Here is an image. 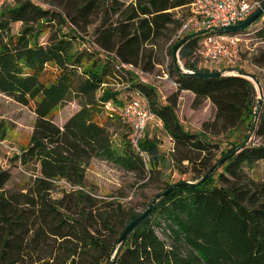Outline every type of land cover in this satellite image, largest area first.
I'll return each mask as SVG.
<instances>
[{
	"label": "trees",
	"instance_id": "obj_1",
	"mask_svg": "<svg viewBox=\"0 0 264 264\" xmlns=\"http://www.w3.org/2000/svg\"><path fill=\"white\" fill-rule=\"evenodd\" d=\"M78 1V21L86 26L99 1ZM108 1L119 20H102L94 41L77 32L76 15L32 0H10L0 10V92L35 114L28 143L12 154L31 176L16 189H6L11 176L0 170V264H264V179L256 181L246 172L264 161V78L252 74L263 90L259 104L254 85L245 78L194 75L216 72L202 69L194 59L202 36L182 44L178 63L173 51L189 36L173 43L168 79L178 93L193 94V108L205 99L215 107L203 131L190 134L177 119L175 100L162 103L136 72L152 71V47L180 27L183 20L174 10L194 0H135L122 11L118 0ZM45 34L47 41L41 44ZM256 34L264 44V20ZM254 62L264 66V51ZM119 74L124 91L111 86ZM140 96L171 139L175 164L191 165L199 160L194 153L204 154L199 164L205 172L190 182L178 181L186 184L156 201L116 248L125 226L141 213L126 214L120 202L100 201L86 186V170L97 159L138 180L158 174L163 157L159 138L149 133L153 127L134 147L130 128L118 114ZM73 100L78 109L59 127L54 111ZM207 132L226 133L227 138L213 143ZM249 134L257 143L245 144ZM221 144L225 148L214 162L211 149ZM221 160L220 171L202 181Z\"/></svg>",
	"mask_w": 264,
	"mask_h": 264
},
{
	"label": "rangeland",
	"instance_id": "obj_2",
	"mask_svg": "<svg viewBox=\"0 0 264 264\" xmlns=\"http://www.w3.org/2000/svg\"><path fill=\"white\" fill-rule=\"evenodd\" d=\"M32 1L46 9L54 10L65 15H76V20L81 27V29L77 27V32L87 41L95 40L97 37L96 30L99 28L102 20H105L107 24L115 23L119 20V12L111 10V3L108 0H98V8L90 16L89 24L86 26L82 21H78L79 17L76 14L77 7L82 1L77 0L75 4H73L72 1L70 4L65 0ZM118 1L122 3L120 6L121 11L124 10L127 5L135 2V0ZM259 1L261 2V0ZM9 2L10 0L6 1L8 4ZM174 13L177 18L184 20L189 14V8L176 9ZM263 20L264 15L258 23L252 24L244 32L240 31L237 33L244 41L240 46L239 59H237L229 69H243L246 73L256 74L264 78V66L254 62V58H257L264 51V44L256 34ZM16 28H18V25H15V29ZM178 29L179 27L176 31L168 34V38L166 34L156 42L155 46L152 47L153 60L155 62L152 71L144 72L138 68L137 71L139 74H137V78L138 81L153 86L162 103L175 100V114L184 127V130L190 134H197L203 131V124L205 122L213 120L215 107L208 99H205L201 105L197 108H193V94L188 91L178 93L174 83L168 79L166 73L167 64L170 60L168 50L173 43L179 40L175 38ZM47 38L48 36L45 34L39 38V42L45 44ZM178 52L179 51L176 52L177 57ZM112 55L113 54H110L109 56L111 57ZM194 59L200 61L195 55ZM124 70L130 69L124 68ZM124 83L125 79L119 74L118 79H113L111 86L117 90L124 91ZM77 109L78 104L76 100L67 103L63 107H59L53 113V122L59 127H62L65 121ZM34 120L35 114L29 107L18 103L0 92V170L8 171L11 176L9 182L6 184V189H16L21 181L31 176L32 171L22 168L19 163H15L12 160V154L19 152L21 147H24L28 143ZM150 125L153 128L149 130V133L151 136L155 135L159 138L160 154L163 157L162 165L158 168L157 175L147 177L144 180H138L133 173L125 172L112 164L97 159L92 160L86 170L87 188L91 190L100 201L120 202L126 214L132 211L136 213L145 211L150 201H152L157 194L161 193L167 184L177 183L178 181L190 182L193 176H199L205 172L199 164L204 154L199 156L198 153H194L193 158L199 160H194L191 165L186 161L182 162V165H176L171 150L172 141L161 129V124L154 120ZM207 135L213 143L219 139L227 138L226 133L212 134L207 132ZM248 143H257V138L249 134L245 144ZM223 148L225 147L221 144L211 149V154L214 157L212 161L215 162V160L220 157V152ZM185 151L186 149L182 150V152ZM219 171L220 168L215 167L213 173ZM246 172L256 181L264 179V161H259L253 170H247ZM154 230L162 240L169 242V239L165 237L160 228L154 227Z\"/></svg>",
	"mask_w": 264,
	"mask_h": 264
},
{
	"label": "built area",
	"instance_id": "obj_3",
	"mask_svg": "<svg viewBox=\"0 0 264 264\" xmlns=\"http://www.w3.org/2000/svg\"><path fill=\"white\" fill-rule=\"evenodd\" d=\"M6 1L0 0V10ZM260 7L259 0H194L187 7L189 14L182 21L175 38L182 39L203 30L239 25ZM243 41L240 36L232 33H210L201 38L194 55L200 59L199 63L204 70L229 71L239 59ZM118 114L130 128V142L136 147L147 127L155 120L147 99L140 96L131 100Z\"/></svg>",
	"mask_w": 264,
	"mask_h": 264
},
{
	"label": "water",
	"instance_id": "obj_4",
	"mask_svg": "<svg viewBox=\"0 0 264 264\" xmlns=\"http://www.w3.org/2000/svg\"><path fill=\"white\" fill-rule=\"evenodd\" d=\"M264 13V5L261 6L259 9H257L253 14H251L245 21H243L241 24L230 27V28H218L215 30H203L200 31L194 35L189 36L187 39H185L180 45H178L174 51H173V59L178 63V57L176 56V52L179 51L180 47L182 46V44H184L185 42H187L188 40H190L191 38L197 37V36H206L207 34L210 33H233V32H238L240 30H243L245 28H247L248 26H250L261 14ZM188 74H193L191 72H186ZM195 76L199 77V78H211V77H220V76H224V75H228V76H239L242 78L247 79L248 81H250L255 89L257 90V99H258V103L260 104L262 99H263V90H262V86L260 84V82L250 73H246V72H242L236 69H231L229 71H220V72H214V73H196L194 74ZM223 160H221L218 164H216L215 166L211 167L210 170L208 171V173L203 177L202 181L206 180V178L213 173L215 167H217L219 164L222 163ZM186 184V183H177V184H173L172 186H170L169 188H167L164 192H161L159 194H157L154 199L151 201V203L149 204V206L145 209V211H143L138 217H136L134 220H132L130 223H128L124 230L122 231L120 237L118 238L117 244H116V248H118L122 242L125 240L126 236L128 235V233L135 227L137 226V224L142 221L150 212V210L152 209V207L154 206L155 202L158 201L160 198L165 197L166 195H168L173 189L180 187L181 185ZM116 251L113 252V255L115 254Z\"/></svg>",
	"mask_w": 264,
	"mask_h": 264
},
{
	"label": "crops",
	"instance_id": "obj_5",
	"mask_svg": "<svg viewBox=\"0 0 264 264\" xmlns=\"http://www.w3.org/2000/svg\"><path fill=\"white\" fill-rule=\"evenodd\" d=\"M192 94V93H191Z\"/></svg>",
	"mask_w": 264,
	"mask_h": 264
}]
</instances>
